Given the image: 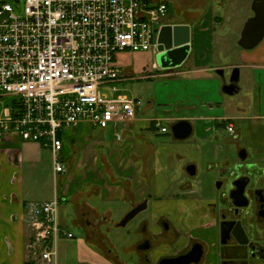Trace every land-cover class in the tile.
<instances>
[{
    "label": "crops",
    "instance_id": "0c3cea01",
    "mask_svg": "<svg viewBox=\"0 0 264 264\" xmlns=\"http://www.w3.org/2000/svg\"><path fill=\"white\" fill-rule=\"evenodd\" d=\"M196 5L200 3L196 2ZM197 20L198 17L194 16L190 21L176 23L191 26V53L182 66L156 75V95L141 112L142 115L139 112L141 102L134 99L139 103L137 116L123 128L121 140L116 137L114 125L102 130L81 124L65 131L63 157L67 171L58 175L54 170L50 172L56 181L60 180V190L56 189L46 197L39 194L44 187L40 185L43 174L38 163L41 153L47 149L34 142L21 141L16 136L0 140V264H45L39 258H33L28 250L33 233L25 219L26 207L30 203L52 201L55 197L63 205L62 215L58 212L59 223L74 237L59 238L56 243L57 257L51 264H93L87 259L89 255L101 258L103 264H109L111 258L118 262L117 248L108 242L102 245L96 237L101 234L102 224L112 222L117 226V217L124 208L121 219L144 198L149 187L154 190L149 179H156L155 176L160 178L161 171L158 167L159 175L154 171L148 177L147 166L152 150L154 154L160 147L156 145L151 148L150 138L152 134H168L167 123L172 126L180 120L189 121L193 125V135L200 141L217 143L222 138L236 145L245 144L253 150L258 169L264 168V39L255 49L240 52L239 61L229 65L215 64L208 56L204 59L196 56L200 45L212 42L214 37L211 29L204 27V21L200 27H194ZM236 67L240 68V81L252 78V117H246L240 102L230 101L228 106L226 104V97L234 95L225 94L223 87L231 76H228V71L232 73ZM152 68L161 69L157 62L153 63ZM219 70H224L223 76L218 74ZM128 79L133 78L123 77L116 83L117 89ZM238 86L237 94L243 89L240 83ZM150 110L155 111L153 118H145ZM158 119L168 128L166 133L155 127ZM224 123L233 125V134L225 136L216 129V125ZM108 132L113 141L111 137L107 140ZM164 152L159 157L163 162L177 160L182 154L175 149ZM200 152V156L196 153L188 157L199 161L203 155L202 150ZM142 158L144 165H140ZM173 168L171 166L169 171ZM28 169L34 172L32 187L26 185ZM162 188L158 183L156 192ZM103 205L110 207L103 208ZM70 221L83 228L86 241L76 238L68 226ZM94 242H97L99 246H96L103 255L99 256L92 250Z\"/></svg>",
    "mask_w": 264,
    "mask_h": 264
},
{
    "label": "built area",
    "instance_id": "2783aa9c",
    "mask_svg": "<svg viewBox=\"0 0 264 264\" xmlns=\"http://www.w3.org/2000/svg\"><path fill=\"white\" fill-rule=\"evenodd\" d=\"M17 14L0 5V140L18 137L53 155L55 174L67 171L63 134L88 124L122 130L137 116L136 100L108 97L123 78L122 53H158L170 15L167 0H25ZM11 98V102H6ZM155 127L168 131L161 120ZM61 201L30 203L31 256L45 264L57 257L61 236L73 238L58 220Z\"/></svg>",
    "mask_w": 264,
    "mask_h": 264
},
{
    "label": "flooded vegetation",
    "instance_id": "af4514ba",
    "mask_svg": "<svg viewBox=\"0 0 264 264\" xmlns=\"http://www.w3.org/2000/svg\"><path fill=\"white\" fill-rule=\"evenodd\" d=\"M222 125L216 129L225 136L233 134L232 124ZM191 137L174 140L181 145ZM237 146L235 161L230 156L201 155L198 161L179 155L161 191L149 187L131 207L126 216L142 210L126 226L146 214L133 233L140 236L132 246L137 264H162L185 256L193 258L189 264H264V168L258 169L255 158L249 160V147ZM200 172L216 176L214 195L206 197L197 190ZM174 183L179 185L170 197Z\"/></svg>",
    "mask_w": 264,
    "mask_h": 264
},
{
    "label": "rangeland",
    "instance_id": "374dc122",
    "mask_svg": "<svg viewBox=\"0 0 264 264\" xmlns=\"http://www.w3.org/2000/svg\"><path fill=\"white\" fill-rule=\"evenodd\" d=\"M170 5V15L164 21L165 24H176V23H184L190 21L194 18V16L198 17L197 23L194 25L196 27H200L202 21H204V27L206 29H211V33H213L214 37L212 42H203L196 52V56L204 59V57L208 56L210 61L213 63L221 64V65H229L234 61L240 60V52H245L246 50L242 49L238 45V41L244 27L246 21L252 17V1L253 0H167ZM196 2L200 3V5H196ZM6 3L10 4L17 14H21L25 9V0H0V5ZM211 52V53H210ZM118 62L123 71V77L133 78L125 81L117 90L114 92L109 88L103 87L102 93L107 95L108 97H118V96H127L131 99H137L141 102L140 106V114L142 115V111L147 108L149 102L153 100L156 95L157 89V78L156 75L160 73H164L165 70L153 69V63L157 62V54L155 52H138V53H122L118 56ZM174 70V69H173ZM172 71V70H170ZM228 76L231 75V71H228ZM150 78V79H148ZM240 86L243 88L242 92L233 97H226V104L229 105L230 101L240 102L242 108L244 109V113L246 117H252L254 115L253 105L254 98L252 92V78L251 80H242L239 82ZM6 102L10 103L11 98L7 99ZM155 111H148L145 114V118H153V113ZM139 114V115H140ZM169 127L168 134H152L150 138V142L152 144L151 148L158 145L160 147L159 151L154 152L152 150L151 156L149 157V164L147 166V170L149 176L152 172L157 171L160 168V178L158 176L155 178H150L149 183L154 191L157 190L158 183L159 185H165V182L168 180L165 174L168 173L169 168L173 166L175 169L178 166V161L176 159L172 161H162L159 160L160 155H163L168 149L176 150L181 152L183 156H189L201 153L202 150L205 159L208 157L215 156L220 159L223 157H231L233 161H235L237 156H239V148L236 144L229 143L224 139L220 138L218 142L214 141H200L196 139V135L192 136L185 143L179 145L175 142L173 138V133L171 129V124H166ZM112 139L111 133L108 132L106 138ZM95 139H98V134ZM200 147V148H199ZM201 149V150H200ZM150 150V149H149ZM250 154V159H254V152L252 149H248ZM144 159L140 162V165H144ZM39 167L41 168V174L43 176L40 178L42 188L44 191H41L40 197L48 196V193H53L56 189H61L60 180H55L54 177L51 176V171L54 170L53 163V155L48 150L46 152L41 153L39 160ZM159 167V168H158ZM158 168V169H157ZM28 169L26 170V185L28 187H32L33 180L31 179L32 174L34 172H30ZM163 176V177H162ZM203 176V177H202ZM45 177V178H44ZM159 178V179H158ZM200 179L202 183L197 185V190L199 189L201 194L206 197L208 195L215 194L214 181L216 180V176L214 174H208L204 172H200ZM163 182V183H162ZM179 184L174 183L173 187L169 190L170 193L168 196L171 197L172 193L176 191V186ZM38 187V186H37ZM40 188V187H39ZM160 192V191H159ZM63 206V205H62ZM60 204L59 214L62 215L63 208ZM110 207V205H103V208ZM125 211V208L124 210ZM123 211L120 213V216L117 217L118 225L116 226L114 223L110 224H102L100 228V233L97 235V240L102 243L107 242L109 244H113L117 248L118 262L114 259L106 260L109 264H135L137 261V254L132 246L138 242L140 239L139 235H134V231L138 227L140 221L146 214L138 215L134 220H132L127 226H119L123 219H121L123 215ZM122 214V215H121ZM71 215V214H70ZM71 217V216H70ZM69 228L74 232L76 238L84 239L85 233L83 228L76 226L71 223L68 224ZM102 236V237H101ZM91 242V241H90ZM97 242H94L92 250L97 253L99 256L103 255L97 247ZM103 245V244H102ZM99 246V245H98ZM59 250V247H58ZM88 257V255H86ZM90 263L93 264H103V260L101 258L89 257Z\"/></svg>",
    "mask_w": 264,
    "mask_h": 264
},
{
    "label": "water",
    "instance_id": "95a60500",
    "mask_svg": "<svg viewBox=\"0 0 264 264\" xmlns=\"http://www.w3.org/2000/svg\"><path fill=\"white\" fill-rule=\"evenodd\" d=\"M252 11L254 15L249 18L242 29L238 45L247 51L259 46L264 39V0H253ZM159 46L157 53V65L162 70H173L182 66L189 57L192 50L191 26L188 24H168L163 26L159 35ZM218 74L224 75V70ZM240 68H234L230 77V83L223 87L225 94L233 96L239 92ZM175 139L185 140L192 136L193 125L187 120H180L171 126ZM242 193V192H241ZM142 210L141 207L123 218L119 226L126 224ZM193 258L185 256L180 261L172 260L162 264H189Z\"/></svg>",
    "mask_w": 264,
    "mask_h": 264
}]
</instances>
